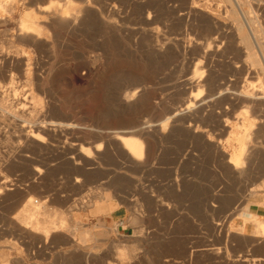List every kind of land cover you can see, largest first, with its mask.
Instances as JSON below:
<instances>
[{
	"label": "rangeland",
	"instance_id": "374dc122",
	"mask_svg": "<svg viewBox=\"0 0 264 264\" xmlns=\"http://www.w3.org/2000/svg\"><path fill=\"white\" fill-rule=\"evenodd\" d=\"M0 1V87L12 85L16 90L7 101L10 111L0 109V179L4 180L0 182V262L83 264L87 252L98 256L104 251V264H264V240L253 236L254 224L242 217L252 211L257 219H264V191L253 192L264 183V106L248 112L256 116V129L238 134L244 136L245 151L254 149L251 161L243 165L246 174L240 176L228 164L229 155L240 148L233 131L219 138L223 159L216 160L210 149L218 135L208 125L221 121L220 109L227 105L219 102L217 109L185 111L200 91L186 86L185 77L196 81L206 65L216 83L231 79L238 88L264 81L263 70L246 59L245 45L236 33L240 24L250 37L248 27L253 30L252 50L259 53L258 48L264 56V10L256 0H250L251 6L235 0L238 7L234 0ZM256 6L263 11L257 13ZM62 9L76 14L80 25L66 30L65 19L53 18V12ZM211 14L220 17L217 25ZM22 19L39 24L36 34L19 31ZM202 47L209 49L207 55ZM249 66L256 77H246L244 68ZM137 87L141 89L138 103L121 99ZM32 93L39 101L37 109ZM245 111L237 105L228 117ZM28 118L31 124L25 122ZM34 122L45 130L33 127ZM144 122L150 129L134 133ZM51 123L65 127L50 130ZM38 132L41 142L25 141V135ZM127 135L142 141L139 165L131 163L114 140ZM6 179L12 183L6 184ZM5 184L14 186L13 191ZM102 197L108 201L101 202ZM28 200L42 204L31 217L33 222L53 215L51 220H60L61 229L53 226L56 232L44 239L37 225L39 233L26 235L16 220L19 214L31 212ZM102 204L111 205L109 214L95 213L94 207ZM95 240H131V253L119 256L114 245H95Z\"/></svg>",
	"mask_w": 264,
	"mask_h": 264
},
{
	"label": "bare ground",
	"instance_id": "6f19581e",
	"mask_svg": "<svg viewBox=\"0 0 264 264\" xmlns=\"http://www.w3.org/2000/svg\"><path fill=\"white\" fill-rule=\"evenodd\" d=\"M89 2L91 1V0H88ZM190 1V0H189ZM79 2H83V1H79ZM85 2V1H84ZM234 2H235V4H236V6L238 7V4H237V1H235L234 0ZM244 2H245V4H246V6L248 5V6H251V2H250V0H244ZM256 2L258 3V5L261 7V8H263V10H264V5L261 3V1L260 0H256ZM91 3H95L96 4V1L95 2H93V0L91 1ZM97 3H98V1H97ZM193 3V2H192ZM4 5H5V3H3ZM80 5V4H79ZM1 6H2V1H0V8H1ZM59 6V5H58ZM189 6V5H188ZM245 6V5H244ZM86 7H88L89 8V6H86ZM142 7V6H141ZM198 7V6H197ZM260 7H257L256 6V10H257V13H258V11H260L261 12V8ZM6 8V7H5ZM46 8H48V7H46ZM50 8H52V7H50ZM175 8V7H174ZM191 8H194V6L193 7H191ZM11 9V8H10ZM54 9V8H53ZM57 9V8H56ZM163 9V8H162ZM198 9H200V8H198ZM206 8H204V10H205ZM234 9V8H233ZM240 9H241V7H240ZM2 11L4 10V12H6L5 11V9H1ZM51 10V9H50ZM49 10V11H50ZM84 10H85V8H84ZM88 10V9H87ZM87 10H86V12H87ZM201 10V9H200ZM203 10V9H202ZM208 11H209V9H207ZM262 10V11H263ZM41 11V10H40ZM44 11H47V9H45ZM76 11V10H75ZM74 11V12H75ZM181 11V10H180ZM198 11V10H197ZM235 11V10H234ZM8 12H9V10H8ZM52 12V11H51ZM74 12H72V13H74ZM82 12H84V11H82ZM168 12V11H167ZM242 12V11H241ZM246 12V11H245ZM45 13V12H44ZM49 13V12H48ZM175 13H176V11H175ZM188 13V12H187ZM194 13V12H193ZM201 13V12H200ZM203 13V12H202ZM211 13V12H210ZM209 13V14H210ZM218 13H219V11H218ZM243 13V12H242ZM247 13V12H246ZM6 14H7V12H6ZM87 14V13H86ZM104 14V13H103ZM216 14V13H215ZM230 14V13H229ZM51 15H52V13H51ZM186 15V14H185ZM204 15V14H203ZM212 15V14H211ZM219 15V14H218ZM231 15L232 14H230V17H231ZM236 15V14H235ZM241 15V14H240ZM183 16V15H182ZM208 16V15H207ZM239 16V15H238ZM245 16V15H244ZM264 16V15H263ZM233 17V16H232ZM235 17V16H234ZM233 17V18H234ZM1 18V17H0ZM27 18V17H26ZM53 18L54 19H56V20H58V22H59V20L61 21V20H63V19H65L66 21H65V23L67 24V29L66 30H68L70 27H72V26H74L75 24H79L78 23V16H76V14H68V11L66 10V9H62V10H56V11H54L53 12ZM189 18V17H188ZM208 18V17H207ZM220 18V17H219ZM218 17H215V15H212V17H211V21H212V23H214V25H217L218 24V19H219ZM246 18V17H245ZM2 19H4V18H2ZM243 19H244V17H243ZM253 19V18H252ZM252 19H250V21L252 20ZM5 20V19H4ZM31 19H29V20H24V19H22V20H20V22H19V31L21 32V33H25L27 36L28 35H32V34H36V32L39 30L38 28V26H39V24H38V26H37V24H36V22H34V21H30ZM56 20H54V21H56ZM150 20V19H149ZM176 20V19H175ZM246 20V19H245ZM244 20V21H245ZM1 21V20H0ZM53 21V22H54ZM81 21H82V19H81ZM201 21V20H200ZM261 21V20H260ZM2 22H4V21H2ZM237 22V21H236ZM238 22H239V19H238ZM246 22V21H245ZM264 22V21H263ZM262 22V23H263ZM5 23V22H4ZM63 23V22H62ZM61 23V24H62ZM210 23V22H209ZM221 23V22H220ZM249 23H251V22H249ZM235 24V23H234ZM80 25V24H79ZM174 25V24H173ZM246 25L248 26V23H246ZM245 25V26H246ZM61 26V25H60ZM57 27V26H56ZM65 27V26H64ZM63 27V28H64ZM214 27V26H213ZM59 28V27H58ZM232 29H234V28H232ZM255 30H256V28H255ZM248 31L250 32V34L252 35V37H253V30H251L249 27H248ZM53 32V31H52ZM188 32V31H187ZM234 32V31H233ZM258 32V31H257ZM152 33V32H151ZM236 33H237V35L240 37V39H241V41L243 42V44L242 45H245V49H246V51H247V58L246 59H249L253 64H254V66H257V67H259V68H261L262 70H263V76H264V56L262 55L261 56V53H260V51H259V49L257 48V51L259 52V53H254V51L252 50V41H251V38L252 37H250L249 36V34L247 33V31L245 30V28L243 29V27H242V25L240 24V26H238V29H236ZM100 34V33H99ZM180 34V33H179ZM257 34V33H256ZM255 34V35H256ZM200 35V34H199ZM236 35V34H235ZM254 35V36H255ZM3 36V35H2ZM181 36V35H180ZM195 36V35H194ZM219 36H220V34H219ZM237 38V37H236ZM205 39V38H204ZM212 39V38H211ZM210 39V40H211ZM255 39V38H254ZM253 38H252V40H254ZM257 39V38H256ZM207 40V39H206ZM214 40H215V38H214ZM217 40V39H216ZM235 40V39H234ZM259 40V39H258ZM257 40V41H258ZM236 41H237V39H236ZM176 42V41H175ZM211 42H213V41H211ZM211 42H210V44H211ZM255 42V41H254ZM259 42V41H258ZM102 43V42H101ZM216 43V42H215ZM217 43H218V40H217ZM237 43V42H236ZM257 43V42H256ZM263 43V42H262ZM191 45V44H190ZM214 45H217V44H214ZM256 45V44H255ZM263 45H264V43H263ZM165 46V45H164ZM207 46V48H209V46L208 45H206ZM205 46V47H206ZM221 46V45H220ZM238 46H240V45H238ZM256 46H258V45H256ZM186 47H187V45H186ZM192 46H190V48H191ZM212 46H210V48H211ZM214 47V46H213ZM102 48H104V47H102ZM193 48V47H192ZM203 49H204V51L202 50L201 52H203V53H205L206 55H207V53L206 52H208L209 51V49L207 50L206 48H204V47H202ZM201 48V49H202ZM262 48V47H261ZM159 49V48H158ZM160 49H163V48H160ZM169 49V48H168ZM214 49V48H213ZM170 50V49H169ZM179 50V49H178ZM190 50V49H189ZM207 50V51H206ZM263 50V49H262ZM151 51V50H150ZM160 51V50H159ZM191 51H192V49H191ZM206 51V52H205ZM197 52V51H196ZM200 51H199V53H201ZM216 52V51H215ZM241 52H242V50H241ZM151 53V52H150ZM199 53H197V54H199ZM203 53H201L200 55H202ZM264 53V52H263ZM162 54V53H161ZM17 55V54H16ZM169 56V55H168ZM197 56H199V55H197ZM16 57V56H15ZM203 57V56H202ZM211 57V56H210ZM209 57V58H210ZM243 57V56H242ZM11 58V57H10ZM12 58H13V56H12ZM205 58H207V57H205ZM211 58H213V57H211ZM4 59V58H3ZM9 59V58H8ZM18 59H19V57H18ZM195 59V58H194ZM197 59V58H196ZM208 59V58H207ZM214 59V58H213ZM12 60H14V59H12ZM11 60V61H12ZM165 60V59H164ZM201 60V59H200ZM204 60H206V59H204ZM241 60V59H240ZM5 61H6V59H5ZM4 61V62H5ZM198 61V60H197ZM15 62V61H14ZM57 62V61H56ZM165 62V61H164ZM178 62V61H177ZM209 62V61H208ZM210 62H211V59H210ZM245 62V61H244ZM202 63V62H201ZM207 63V62H206ZM240 63V62H239ZM246 63H249V62H246ZM17 64V63H16ZM195 64V63H194ZM211 64V63H210ZM253 64H251V66H253ZM196 65H197V63H196ZM202 65V64H201ZM227 65V64H226ZM242 65V64H241ZM251 66H249V67H246V68H244V72H245V75H246V77L249 79V78H251V77H256L257 76V73L253 70V68L251 67ZM195 65H194V70H196L195 69ZM209 67H210V65H208V67H207V65L203 68V72L199 75V77H198V79L195 81V79H193V78H189L188 76L187 77H185V78H188L187 80L185 79V84H186V86L187 85H189L192 89L194 88H196V89H200V91L198 90V93H197V95L195 96V98L192 96V100H193V102L191 103H188V105H186V107H185V111L186 110H190V109H192V108H196V109H198V110H200V109H202L203 107H207V106H209V108L211 107V109H213V107H218L217 105H219V102L220 103H222V106H223V103H225L226 105H227V107L226 108H224V109H220V112H219V118H221V121H220V119H219V121L218 122H216L217 124H215V126H213V125H208V126H210V131L212 132V133H215V132H217V135H218V139H217V143H216V145L215 144H213L211 147H210V149L212 150V152H213V156H214V158L216 159V160H221V159H223V152H221V150H220V148H219V146H220V139L219 138H221L222 136H223V134H225L226 132H228L227 130H230L231 132H232V134L234 133L235 135L233 136V139L236 141V140H238V141H240V148H239V150L238 151H233L232 152V154L231 155H229V154H227V155H229V159H228V164L232 167V169L234 170L233 171V173L235 172L236 174L235 175H245L246 174V172L244 171V164L246 163H248L249 161H251L250 159V157H252V154H254V149H252L251 147H253V146H255V145H253V146H250V148L252 149H250V151L248 152L247 150H249V148L247 147V150L245 151V148H246V142H244L243 141V138H244V136H243V138H241L240 136H238V134L240 135V133H242V132H244L245 134H246V131H254L253 129H256L255 128V123H254V118L256 117H254V118H252L251 116H249V114L250 113H248V112H250L252 109H254L255 107H258V106H264V81L263 82H261L260 83V85H252V83L251 84H249V82H248V84L246 83V82H244V83H246L244 86L243 85H241V87H238L237 88V84L233 81V80H222L221 82H219V83H216V82H214L213 80H212V78L210 77V69H209ZM236 67V66H235ZM95 68V67H94ZM185 68V67H184ZM200 68V67H199ZM198 68V69H199ZM255 68V67H254ZM197 69V70H198ZM94 70V69H93ZM212 70V69H211ZM240 70V69H239ZM1 72V71H0ZM6 72V71H5ZM58 72V71H57ZM213 72V71H212ZM216 72V71H215ZM10 73V72H9ZM43 73V72H42ZM95 73H97V75H98V73H100V71H99V69L98 68H96L95 69ZM194 73V72H193ZM236 73V72H235ZM260 74V73H259ZM14 75V74H13ZM13 75L11 74V82H10V84H13L14 83V80H13ZM190 75V74H189ZM194 75V74H193ZM213 75V74H212ZM261 75V74H260ZM36 76V75H35ZM232 76V75H231ZM233 76L235 77V76H237V75H234L233 74ZM16 77V76H15ZM37 77V76H36ZM56 77V76H55ZM246 77H245V79H246ZM184 78V77H183ZM216 78V77H215ZM236 78V77H235ZM244 79V78H243ZM254 79V81H256L257 82V80L255 79V78H253ZM241 81V80H240ZM251 81H252V79H251ZM4 82V81H3ZM35 82V81H34ZM9 83V82H8ZM183 83H184V80H183ZM244 83H242V84H244ZM34 84V83H33ZM183 85V84H182ZM181 85V86H182ZM34 86V85H33ZM36 87L38 86V85H35ZM133 86V85H132ZM35 87V88H36ZM184 87V86H183ZM189 87V88H190ZM3 87H0V106H1V111L3 110V109H8L9 110V107H11V106H9V104H8V98L11 96V94H14L15 93V87H13L12 85H10L9 87H5L4 88V90H1ZM132 88H134V87H132ZM32 89H34V87L32 88ZM169 89V88H168ZM193 89V90H194ZM195 89V90H196ZM40 90V89H39ZM203 90H205V93H203L202 94V92H203ZM36 91H38V89L36 88ZM33 92V91H32ZM42 92V91H41ZM139 92H141V89H140V87H137V88H135V90L134 91H132L131 93H126L125 95L123 94V95H121V99H123V101H125V102H129V101H134V100H136V98H137V96H138V94H139ZM197 92V91H196ZM37 93V92H36ZM124 93V92H123ZM163 93V92H162ZM196 94V93H195ZM32 95H33V93H32ZM162 95V94H161ZM14 96H15V94H14ZM122 96H123V98H122ZM164 96V95H163ZM40 97V96H39ZM42 97V96H41ZM142 97V96H141ZM25 97H23V99H24ZM34 100H35V106H34V108H36L37 106H38V102L39 101H37V98H36V96L35 95H33V97H32ZM119 98H120V96H119ZM155 98H156V96H155ZM32 99V100H33ZM139 99V98H138ZM141 99V98H140ZM160 99V98H159ZM14 100H15V103H16V101H18L17 99H15V97H14ZM25 100V99H24ZM181 100V99H180ZM9 101H10V99H9ZM42 101V100H41ZM40 101V102H41ZM183 101V100H182ZM189 101V100H188ZM191 101V100H190ZM33 102V101H32ZM181 102V101H180ZM13 103V102H12ZM45 103V102H44ZM136 103H138L137 102V100H136ZM41 104V103H40ZM125 104V103H124ZM132 104H134V102L132 103ZM152 104V103H151ZM159 104V103H158ZM179 104V103H178ZM182 104V103H181ZM185 104H186V102H185ZM184 104V105H185ZM10 105H11V101H10ZM37 105V106H36ZM46 105V104H45ZM48 105V104H47ZM174 105V104H173ZM241 106V107H243V109L244 110H247V111H245L244 113H242V114H235V115H233V117H231V118H229L228 117V114H229V112L231 111V110H233L236 106ZM53 106V105H52ZM182 106V105H181ZM43 107V106H42ZM46 107V106H45ZM51 107V106H50ZM168 107V106H167ZM215 107V108H216ZM12 108V107H11ZM10 108V109H11ZM41 108V107H40ZM39 108V109H40ZM181 108V107H180ZM214 108V109H215ZM263 108V107H262ZM261 108V109H262ZM26 109V108H25ZM37 109V108H36ZM35 109V110H36ZM43 109V108H42ZM53 109V108H52ZM137 109V108H136ZM206 109V108H205ZM217 109V108H216ZM259 109V108H258ZM33 110V109H32ZM31 109H30V112L32 111ZM41 110V109H40ZM178 110V109H177ZM204 110V109H203ZM10 111V110H9ZM8 111V112H9ZM13 111V110H12ZM27 111V110H26ZM38 111V110H37ZM43 111V110H42ZM99 111V110H98ZM147 111V110H146ZM185 111H183V112H180V114L181 113H184ZM196 111V110H195ZM257 111V110H256ZM260 111V110H259ZM258 111V113H260ZM29 112V111H28ZM35 112V111H34ZM33 112V113H34ZM46 112V111H45ZM247 112V113H246ZM255 112V111H254ZM253 112V113H254ZM2 113V112H1ZM5 113V112H4ZM15 113V112H14ZM48 113V112H47ZM173 113V112H172ZM179 113V112H178ZM187 113V112H186ZM193 113V112H192ZM6 114H8L7 113V111H6ZM36 114H38V112L36 113ZM42 114H43V112H42ZM174 114H176V113H174ZM185 114V113H184ZM196 114V113H195ZM204 114V113H203ZM209 114V113H208ZM212 114V113H211ZM261 114H263V112L261 113ZM2 115V114H1ZM12 115V114H11ZM25 115V114H24ZM32 115V114H31ZM35 115V114H34ZM41 115V114H40ZM189 115V114H188ZM192 115V114H191ZM200 115V114H199ZM231 115V114H230ZM8 116V115H7ZM16 116V115H15ZM48 116H49V114H48ZM133 116V115H132ZM139 116H140V114H139ZM142 116V115H141ZM182 116V115H181ZM218 116V115H217ZM27 117V116H26ZM37 117V116H36ZM135 117V116H134ZM177 117V116H176ZM191 117V116H190ZM14 118H17V117H14ZM20 118H22V117H20ZM33 118V117H32ZM47 118V117H46ZM45 118V119H46ZM178 118V117H177ZM182 118V117H181ZM207 118V117H206ZM210 118H212V116H210ZM263 118H264V116H263ZM17 119H19V118H17ZM41 119V118H40ZM44 119V118H43ZM133 119V118H132ZM162 119V118H161ZM185 119H187L186 117H185ZM198 119V118H197ZM204 119V118H203ZM202 119V120H203ZM213 119H215L214 117H213ZM22 120V119H21ZM63 120V119H62ZM144 120V119H143ZM147 120V119H146ZM146 120H144V121H146ZM160 120V119H159ZM174 120V119H173ZM195 119H193L192 120V122L194 121ZM199 120V119H198ZM216 120H217V118H216ZM257 120V119H256ZM133 121V120H132ZM165 121V120H164ZM188 121V120H187ZM196 121V120H195ZM213 121V120H212ZM263 121V120H262ZM25 122H27V123H30L31 124V122L29 121V118L28 119H26L25 120ZM43 122H44V120H43ZM121 122V121H120ZM173 122V121H172ZM184 122H186V120L184 121ZM200 122V121H199ZM256 122V121H255ZM260 122H261V120H260ZM27 123H25V124H27ZM35 123V122H34ZM37 123V122H36ZM36 123L35 124H33V127H36L39 131H40V129L41 130H45V126L44 125H39V124H37L36 125ZM166 123V122H165ZM195 124H196V122H194ZM201 123V122H200ZM206 123V122H205ZM213 123V122H212ZM46 124V123H45ZM168 124V123H167ZM188 124V123H187ZM262 124H263V122H262ZM63 125H65V124H63ZM192 125H193V123H192ZM197 125V124H196ZM260 125H261V123H260ZM29 126V125H28ZM46 126H48V125H46ZM30 127V126H29ZM51 127H55L56 129L57 128H62L63 126L61 125V124H54V123H51V125H50V130H51ZM65 127V126H64ZM63 127V128H64ZM67 127V126H66ZM68 127H70V126H68ZM135 127V126H134ZM133 127V128H134ZM149 127H151V125L150 124H148L147 122H144L143 123V125H142V127H139V128H135V129H133L134 131V133H138V131H140V132H145V131H147L148 130V128ZM256 127H257V125H256ZM189 128V127H188ZM208 128V127H207ZM259 128V127H258ZM33 129V128H32ZM58 129V130H59ZM150 129V128H149ZM196 129H197V127H196ZM199 129V128H198ZM263 129V128H262ZM50 130H48L49 132H50ZM53 130V129H52ZM58 130H56V131H58ZM64 129H62L61 130V132L63 131ZM153 130L155 131V129L153 128ZM258 130H260V129H258ZM258 130H257V133H258ZM25 131V130H24ZM48 131H47V133H48ZM56 131H54L55 133H56ZM65 131H66V129H65ZM196 131V130H195ZM229 131V132H230ZM256 131V130H255ZM22 132V131H21ZM34 132V131H33ZM41 132V131H40ZM40 132H38L37 134L35 133H32V134H27V135H25V141L26 142H29V143H31V141H38V142H41L38 138H39V133ZM61 132H59L60 134H61ZM202 132V131H201ZM260 132V131H259ZM124 133V132H123ZM122 133V134H123ZM154 133V132H153ZM203 133V132H202ZM256 132H255V134L256 135H258ZM263 133V132H262ZM19 134V133H18ZM21 134V133H20ZM19 134V135H20ZM43 134V133H42ZM63 134V133H62ZM105 134V133H104ZM108 134V133H107ZM111 134V133H110ZM118 134V133H117ZM128 134V133H127ZM183 134V133H182ZM195 134H197V133H195ZM201 134V133H200ZM228 134V133H227ZM226 134V135H227ZM252 134H254V132H252ZM15 135H17V134H15ZM49 135V134H48ZM57 135V134H56ZM67 135V134H66ZM74 135V134H73ZM98 135V134H97ZM129 135V134H128ZM127 135V136H128ZM146 135V134H145ZM153 135V134H152ZM152 135H150V136H152ZM185 135V134H184ZM203 135V134H202ZM225 135V136H226ZM260 135V134H259ZM263 135V134H262ZM20 136H22V135H20ZM53 136V135H52ZM52 136H51V139H52ZM59 136V135H58ZM62 136V135H61ZM65 136V135H64ZM107 136V135H106ZM125 136V135H124ZM247 136V135H246ZM249 136H250V134H249ZM252 136V135H251ZM264 136V135H263ZM262 136V137H263ZM40 137H41V135H40ZM47 137V136H46ZM56 137V136H55ZM110 137V136H109ZM114 137V136H113ZM132 137H133V134H132ZM132 137H122V136H117V138L115 137V139L114 140H116L117 142H118V144H119V147H118V149L120 148L121 150L120 151H122L125 155H126V157H127V159H129V161L131 162V163H133V164H138L139 165V162H142L141 160H142V156H143V145L141 144L142 143V141L140 142V141H138V140H136L135 138H132ZM152 137H154V136H152ZM157 137H158V135H157ZM253 137V136H252ZM255 137H257V136H255ZM261 137V136H260ZM54 138V137H53ZM100 138V137H99ZM111 138V137H110ZM138 138V137H137ZM156 138V137H155ZM250 138V137H249ZM2 139V138H1ZM112 139V138H111ZM195 139V138H194ZM199 139V138H198ZM225 139V137L223 138V140ZM247 139H248V137H247ZM256 138H254V140H255ZM263 139V138H262ZM261 139V140H262ZM67 140V139H66ZM97 140V139H96ZM105 140V139H104ZM110 140V139H109ZM251 140H253V139H251ZM54 141V140H53ZM199 141V140H198ZM231 141H232V139H231ZM20 142V141H19ZM85 142V141H84ZM98 142V141H97ZM100 142V141H99ZM115 142V141H114ZM150 142V141H149ZM157 142V141H156ZM210 142L212 143V140L210 139ZM237 142V141H236ZM235 142V143H236ZM248 142V141H247ZM253 142H255L256 143V141H253ZM264 142V141H263ZM43 143V142H42ZM104 143V142H103ZM109 143H111V142H109ZM108 143V144H109ZM116 143V142H115ZM107 144V143H106ZM258 144V143H257ZM26 145V144H25ZM44 145H45V143H44ZM72 145H74V144H72ZM112 145V144H111ZM193 145V144H192ZM217 145H219V146H217ZM238 145V144H237ZM32 146V145H31ZM43 146V145H42ZM68 146H69V144H68ZM99 146L100 145H98L97 146V148H96V151H99L100 150V148H99ZM44 147V146H43ZM73 147V146H72ZM95 147V146H94ZM235 148V147H234ZM237 148V147H236ZM33 149V148H32ZM67 149H70V148H67ZM209 149V148H208ZM222 149V148H221ZM92 150V149H91ZM232 150V149H231ZM24 151V150H23ZM19 152V151H18ZM33 152V151H32ZM244 152L246 153V152H248V155L247 154H244ZM52 153V152H51ZM82 153V152H81ZM98 153V152H97ZM108 153V152H107ZM147 153V152H146ZM198 153V152H197ZM256 153H257V151H256ZM25 154V153H24ZM28 154V153H27ZM70 154V153H69ZM76 154V153H75ZM78 154H79V152H78ZM77 154V155H78ZM84 154V156L86 157V158H89V154H88V152H86V153H83ZM123 154V155H124ZM162 154V153H161ZM211 154V153H210ZM261 154V153H260ZM26 155V154H25ZM71 155V154H70ZM121 155V154H120ZM124 155V156H125ZM148 155V154H147ZM256 155H258V154H256ZM262 155V154H261ZM99 156V155H98ZM6 157V156H5ZM26 157H28V155H26ZM91 157V156H90ZM77 158H78V156H77ZM81 157L79 156V158L78 159H80ZM224 158H225V156H224ZM258 158V157H257ZM11 159V158H10ZM69 159V158H68ZM70 159H72L73 160V158H71L70 157ZM253 159V158H252ZM77 160V159H76ZM90 160V159H89ZM259 160V159H258ZM7 161V160H6ZM14 161V160H13ZM70 161V160H69ZM74 161V160H73ZM81 161V160H80ZM75 162V161H74ZM83 162V161H82ZM16 163V162H15ZM75 163H78L77 161L75 162ZM81 163V162H80ZM85 163V162H84ZM88 163V162H87ZM86 163V164H87ZM68 164V163H67ZM79 164V163H78ZM28 165V164H27ZM74 165V164H73ZM90 165H92L93 166V164H90ZM2 166V165H1ZM85 166V165H84ZM89 166V165H88ZM129 166H131V165H129ZM263 166V165H262ZM144 167V166H143ZM151 167V166H150ZM9 168V167H8ZM131 169L133 168V167H130ZM137 168V167H136ZM10 169V168H9ZM83 169V168H82ZM249 169V168H248ZM149 170V169H148ZM256 170V169H255ZM37 171H39V170H37ZM79 171V170H78ZM82 171V170H81ZM259 171V170H258ZM7 172V171H6ZM98 172V171H97ZM138 172V171H137ZM264 172V171H263ZM39 173V172H38ZM75 173V172H74ZM254 173V172H253ZM260 173V172H259ZM42 174V173H41ZM79 175V174H78ZM0 176H2V175H0ZM86 176V175H85ZM232 176H233V174H232ZM262 176V175H261ZM5 177V176H4ZM5 178H7V177H5ZM5 178H3V179H5ZM253 179V178H252ZM2 180L0 179V182H1ZM3 182H4V180L1 182L2 184H3ZM8 182H11V180L10 181H7V179L5 180V183L6 184H8ZM76 182H78V181H76ZM185 182V181H184ZM256 182V181H255ZM12 183V182H11ZM10 183V184H11ZM174 183V182H173ZM5 184V185H6ZM9 184V185H10ZM181 184V183H180ZM4 185V186H5ZM9 185H8V187H7V185L5 186V188H7V190L8 191H10V190H12L13 191V189H11L12 187H14V186H12V187H10L9 188ZM169 186V185H168ZM172 186V185H171ZM0 187H1V185H0ZM184 187V186H183ZM7 190H3V192L4 191H7ZM252 190V189H251ZM256 191H264V183H262V184H260V186H258V187H256L254 190H253V192H256ZM1 193H2V191H1ZM9 193V192H8ZM11 193V192H10ZM3 194V193H2ZM6 194V193H5ZM264 194V193H263ZM3 197V196H2ZM1 197V198H2ZM2 200V199H1ZM1 202V201H0ZM242 202V201H241ZM150 205V204H149ZM27 206L29 207V210L31 211H29L30 213H29V215H27V214H25V213H21V214H19L20 216L18 217V220H16V222L19 224H22V228H24V230H26V235L28 234H30V232H31V236L33 235L32 233L34 232H36V233H39L38 231H37V229H38V227H37V225H39V226H41V229H40V232H41V234H43V237H44V239H46L48 236H50L49 235V233H54V232H56V230L54 229V227L53 226H56V225H58L57 226V229H58V227L60 228L61 227V225H59V223H60V220H59V223H54V221H53V219L51 220V218H52V216L53 215H51V216H49V215H43V217L39 220V221H37V222H33V219L31 218L32 216H33V214L35 213V212H37V210L39 209V207L40 206H42V204H37V205H33V202L32 201H30V200H28L27 201ZM158 206V205H157ZM249 209H251V205L249 204ZM34 210V211H33ZM33 212V213H32ZM244 213H245V211H243ZM257 215L258 214H256V213H252V211H249V214L247 213L246 215H244V216H242L243 217V221L244 222H252L253 224H254V237L257 239V238H260V239H262V240H264V219L263 220H259V219H257ZM135 216V215H134ZM133 216V217H134ZM54 217V216H53ZM133 217H132V219H131V222L134 224L135 223V218H134V220H133ZM137 217V216H136ZM264 218V217H263ZM14 219H16V218H14ZM136 224V223H135ZM27 225H31L32 227L30 228L29 226H27ZM15 226H17V225H15ZM20 227V226H19ZM30 228V230H28ZM19 229V228H18ZM17 229V230H18ZM54 229V230H53ZM61 229V228H60ZM59 229V230H60ZM28 231V232H27ZM139 231V230H138ZM58 232V231H57ZM241 232V231H240ZM240 232H239V234H240ZM237 236V235H236ZM239 237V236H238ZM243 238V237H242ZM253 238V237H252ZM254 239V238H253ZM242 240V239H241ZM251 240V239H250ZM236 241V240H235ZM260 241V240H259ZM250 242V241H249ZM262 242V241H261ZM258 243V242H257ZM263 245V244H262ZM114 248H115V246H114ZM117 249V248H116ZM121 249H123L122 247H121ZM132 251H134V249L132 250ZM216 252V251H215ZM131 253V252H130ZM217 253V252H216ZM125 254V253H124ZM128 254V253H127ZM215 254V253H214ZM125 256V255H124ZM87 257H88V255H87ZM91 257V256H90ZM123 257V256H122ZM86 259V258H85ZM263 261V260H262ZM8 262V261H7ZM252 262V261H251ZM6 264H9V263H6Z\"/></svg>",
	"mask_w": 264,
	"mask_h": 264
},
{
	"label": "crops",
	"instance_id": "0c3cea01",
	"mask_svg": "<svg viewBox=\"0 0 264 264\" xmlns=\"http://www.w3.org/2000/svg\"><path fill=\"white\" fill-rule=\"evenodd\" d=\"M100 201L101 202L102 201L103 202H107L108 199H107V197H102V200H100ZM94 208H95V211H96L95 213L98 214V215L99 214H109L111 209H112L111 205L109 206L107 204L106 205H103V204L102 205H98V206H96ZM84 242H85V240L82 243H84ZM93 244H95V245H114L115 246L114 249L117 248L116 249L117 254L119 256H123V257H128L130 255V254H127L128 251L131 252L130 251L131 250V240H95V242ZM121 247L123 249H121ZM87 255H88V257H87ZM91 255H93V253H90V252H87V254L84 255V258L82 259L84 261L83 264H104L103 262L106 259H104L102 257H107V254L104 251H101L98 256H96V255L91 256ZM7 260L8 259H6V260L2 259L0 264H4L5 262L9 263V262H7Z\"/></svg>",
	"mask_w": 264,
	"mask_h": 264
},
{
	"label": "built area",
	"instance_id": "2783aa9c",
	"mask_svg": "<svg viewBox=\"0 0 264 264\" xmlns=\"http://www.w3.org/2000/svg\"><path fill=\"white\" fill-rule=\"evenodd\" d=\"M261 1V3L264 5V0H260Z\"/></svg>",
	"mask_w": 264,
	"mask_h": 264
}]
</instances>
